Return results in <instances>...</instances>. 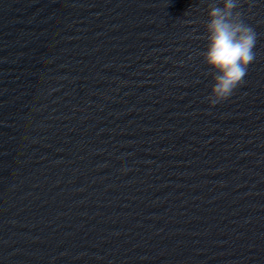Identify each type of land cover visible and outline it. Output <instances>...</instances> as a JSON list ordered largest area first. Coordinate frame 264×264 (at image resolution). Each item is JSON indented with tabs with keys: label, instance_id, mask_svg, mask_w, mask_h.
Wrapping results in <instances>:
<instances>
[{
	"label": "water",
	"instance_id": "water-1",
	"mask_svg": "<svg viewBox=\"0 0 264 264\" xmlns=\"http://www.w3.org/2000/svg\"><path fill=\"white\" fill-rule=\"evenodd\" d=\"M207 3L0 0V264H264V0L214 107Z\"/></svg>",
	"mask_w": 264,
	"mask_h": 264
},
{
	"label": "clouds",
	"instance_id": "clouds-1",
	"mask_svg": "<svg viewBox=\"0 0 264 264\" xmlns=\"http://www.w3.org/2000/svg\"><path fill=\"white\" fill-rule=\"evenodd\" d=\"M206 50L199 53L214 73L211 106L227 102L244 85L256 58L257 33L245 20L242 0H208Z\"/></svg>",
	"mask_w": 264,
	"mask_h": 264
}]
</instances>
